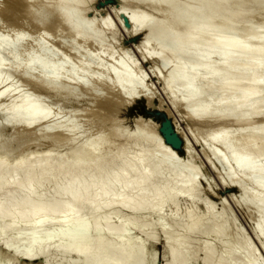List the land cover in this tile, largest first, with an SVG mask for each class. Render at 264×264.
<instances>
[{
    "label": "bare ground",
    "instance_id": "obj_1",
    "mask_svg": "<svg viewBox=\"0 0 264 264\" xmlns=\"http://www.w3.org/2000/svg\"><path fill=\"white\" fill-rule=\"evenodd\" d=\"M83 1L0 0V22L7 16L15 24L6 34L0 33V85L7 81L4 72L10 70L35 88L56 97L63 88L65 97L71 100L81 98L82 93L90 89L95 90L100 100L120 98V105L137 96L141 82H134L133 69L125 60L116 61L117 56L112 53L110 64L105 65L98 53L95 55L89 50L91 41L104 44L103 37L111 34V30L82 17L86 11ZM234 1L126 0L134 10L130 23L149 33L143 57H156L160 68H166L167 92L179 91L183 102H187L203 96L220 81L215 97L199 102L193 109L194 116L230 106L234 111L247 109L255 113L264 103L263 99L252 101L263 88L260 74H264V21L260 16L264 20V11L257 12L250 22L241 26L226 18L215 19L218 9ZM261 4L264 7V0ZM169 8H173L174 13ZM200 8H205L206 16L201 15L199 22L185 21ZM256 16L261 24L257 23ZM254 19L259 26L253 24ZM65 30L72 35L60 37ZM148 43L155 48L150 49ZM242 56L246 57L245 62L238 64ZM249 72L254 76L245 87L223 81L226 76ZM16 91L5 87L0 91V99ZM23 94V99L13 106L0 105V116L4 117L0 126L15 128L10 140L0 148V152L8 151L0 155L2 247L27 261L55 251V255L62 257L58 264H145L146 242H137L128 234L131 229L144 231L146 223L142 222L146 218H140L150 216L157 219V225L166 235L165 252L170 261H165L166 264H196L200 251L201 264H263L248 241L239 244L228 236L226 222H217L211 203L207 204V212L194 213L198 180L186 175L184 169L175 172L174 187H166V191L161 192L151 184L152 175L158 173L159 168H152V173L129 177L130 172L142 168L146 156H137L111 176L103 168L75 172L65 171L63 165L54 168L51 151L27 153L10 163L12 150H9L13 142L25 149L51 143L69 145L77 138L79 129L76 115L60 118L54 108L42 107L43 98ZM183 102L175 100L176 104ZM91 106L94 103H89L88 107ZM87 117L91 119L93 112ZM31 122L37 125L30 127ZM102 128L108 126L102 124ZM63 135L67 137L63 139ZM117 136H124L120 124L90 137L75 158L87 161L98 157ZM208 138L213 147L223 145L232 149L226 157L219 156L215 149L206 150V155L211 161L216 156L232 167L228 183L242 189L241 195L248 201L251 213L258 215L261 221L254 233L258 237L264 235V126L252 131L216 132ZM169 156L165 157L166 161L175 162L174 157ZM49 195L51 199L46 200ZM181 202L188 205L185 211L182 208L183 215L179 212ZM84 204L91 206V214L81 212ZM168 207L169 212L165 211ZM101 212L105 215H100ZM119 213L123 217L114 223L113 215L119 216ZM206 220L213 223L209 228L205 227ZM165 221L171 222L172 230ZM14 231L17 235L28 233V236L23 235L27 236L24 246L19 245L21 237L9 236ZM201 234L217 242L212 244L205 238L199 248L195 241ZM148 239H157L154 232L148 234ZM17 246L21 249L17 250Z\"/></svg>",
    "mask_w": 264,
    "mask_h": 264
},
{
    "label": "rangeland",
    "instance_id": "obj_2",
    "mask_svg": "<svg viewBox=\"0 0 264 264\" xmlns=\"http://www.w3.org/2000/svg\"><path fill=\"white\" fill-rule=\"evenodd\" d=\"M83 2V7L84 9L86 8V11L83 12L84 16L82 17H85L88 21L101 23L111 30V34H107L106 37H103L104 44L91 41L92 44L89 46V50L95 55L98 53L105 65L110 64V55H112V53H115L117 56L116 61L119 59L125 60V63L133 69L134 82H141L137 96L131 102L122 103L120 105L118 102L120 98L111 99L110 97L111 100L109 98H101L100 100L95 90L90 89L82 93L81 98L71 100L65 97L66 90L63 88L62 92L59 93L60 96H57V98L50 92H42V90L35 88L33 84L30 85V82H27L24 77L22 78L12 73L10 70L4 72L3 75L7 78V81L0 85V91L5 89V87H13V89H17L18 91L0 99V105L13 106L23 99L25 96L23 93L32 94L29 96L30 98L35 96L43 98V102L41 103L42 107L44 109L50 107L54 108L60 118H69L72 117V115H76L79 125L76 134L77 138L69 145L59 146L51 143L41 146L34 145L29 148L26 147L27 149H25L23 146V148L20 147V143L13 142L9 150V152L12 150V152H10L11 157L9 156V162L14 163L25 156V154L27 155V153L31 154L35 152L34 154H37L51 151L53 154L51 163L54 168L63 165L65 171L74 172L77 171V169L103 168L106 174L111 176L122 170L127 162L136 159L137 156H146L149 160L143 158L142 168L130 172L129 177L142 175L146 172L152 173V168H159L160 171L158 173H153L151 184L158 187L161 192H165L166 187H174L175 172L184 169L183 171L186 175L194 176L196 180H198V203H194L193 205L192 210L194 213L203 214L205 211L207 212V204L211 203L210 206L212 205L214 208L213 213H216L215 215L218 218L217 222L223 224L226 222L228 236L232 237L236 242L238 241L239 244L243 241H248L257 253L260 261L264 264V235L258 237L256 233H254L261 222L260 218L258 215L254 216L251 213L248 201L244 200L241 195L242 189L228 183L229 176L233 172L232 167L223 164L216 156H214L211 161L206 155V150L211 149H215L219 156L225 157L229 156L232 151V149L230 150L229 147L223 145H218L216 147L211 146L208 138L210 134L216 132H242V130L252 131L260 126H264V103L255 113L247 109L234 111L230 106L225 109H217L211 114L206 113L204 115L194 116L193 109L199 102L206 101L210 97L211 99L215 97V88L220 81L215 82L213 89L203 96L183 102L179 91L169 93L165 90L167 71L166 68H160L159 59L153 56H150V59H145L143 57L142 52L147 45L149 33L143 28L134 27L130 23L131 18L134 16L132 5L127 3L126 0H84ZM204 9L200 8L196 10L195 13L187 16L185 21L190 20L199 22L201 15L206 16ZM168 10L174 13L173 8H169ZM259 11H264L261 0H250L247 2L244 0H235L232 4L218 9V11L215 12V19L226 18L227 21L233 20L234 23L241 26V24L250 22ZM260 18L263 22V17L260 16ZM2 19L4 20H1L2 23L0 22V29H3L0 30V33L4 35L7 33L6 31L8 28L11 30L13 25L15 27V24H13V19L7 16ZM257 19L256 16V20ZM254 21L255 19L253 22ZM259 21L260 19L257 20V23L261 24V21ZM255 23L256 22L253 23L255 26H259ZM59 35L60 37L65 36L68 38L72 34L65 30V32ZM148 45L150 49L155 48L154 44L148 43ZM3 55L6 56V54ZM4 59L7 58L4 57ZM245 59L246 57L242 56L238 64L244 63ZM6 62L8 64L10 63L8 61ZM253 76L254 73L251 72L246 74H232L226 76L223 81H233L236 83V87H245L250 84ZM260 77L263 88L257 93L255 99L252 100L253 102L258 99H263L264 101V74H260ZM175 100L183 103L176 104ZM89 103H94V106L88 107ZM92 112L93 117L89 119L87 116H90ZM2 116L3 115L0 116V123L3 124L2 121L4 117ZM168 116H170L173 122V128L176 129L175 132L182 136V138L179 137L183 142V146L177 151L164 141V135L160 131ZM102 124L108 126V128L103 129ZM118 124L123 127L124 136L121 138L120 134V136L113 137L111 140V142H113L101 155L87 161H80L75 158V154L81 153V148L89 142L90 137L96 136L104 130H113ZM36 125V123H29L30 127ZM2 126H0V148L10 140L12 132L15 131L14 127ZM150 133L152 135L151 137H149ZM66 137L67 136L63 135V139ZM157 146L160 147V150L156 149ZM22 149H24V151ZM3 152L6 153L8 151L5 152L3 150L0 152V155L1 153L4 155ZM169 155L174 157L175 162L169 163L166 161L167 159L165 157H170ZM242 198L243 200H241ZM50 199L51 196L49 195L46 200ZM181 204V207H179L181 211L179 212L180 215H183L185 214V206L187 207L188 205L185 202H181ZM190 206L192 207L191 204ZM182 208H185L184 211ZM165 211L169 212L170 207L166 208ZM81 212L85 215L91 214V206L89 204H84L81 207ZM100 215L105 214L101 212ZM113 217L112 221L116 223L119 220L121 221L123 216L122 213H119V216L113 215ZM145 218L146 220H143ZM155 219V217L151 218L150 216L140 218V220L145 221L142 223H146L145 230L139 231V229H131L128 237L137 242H146L144 255L145 264H166L165 261L167 263L170 262L167 259L168 256L164 243L166 235H164L160 226L157 225L159 222ZM185 220L186 219H184V222ZM170 223L169 221H165V224H168L167 227L172 230V225L169 226ZM211 224L213 223L206 220L205 227L209 228ZM25 226L27 228L29 225ZM14 232H10L9 236L13 237V235H15V237H21V243L19 242V245L21 244V247L24 246L28 233L23 232L17 235L18 232ZM153 232L157 239H148V234ZM23 235L27 236L24 237ZM201 235L202 236L198 238L199 240L195 241L196 246H200L199 248H201L205 238L207 239V235ZM201 237L202 241L200 240ZM210 238L207 239V242L212 244L217 242L214 238ZM20 246H17L16 249L20 250ZM218 246H220L219 243ZM218 246L217 248L219 249ZM198 257L199 259L196 264H201V251L198 253ZM61 259L62 257L55 255V251H53L51 254L44 257H36L32 261H27L21 257L15 256L11 250L5 249L0 245V264H58ZM70 259L71 258H68V260ZM76 264H80V262Z\"/></svg>",
    "mask_w": 264,
    "mask_h": 264
},
{
    "label": "water",
    "instance_id": "obj_3",
    "mask_svg": "<svg viewBox=\"0 0 264 264\" xmlns=\"http://www.w3.org/2000/svg\"><path fill=\"white\" fill-rule=\"evenodd\" d=\"M160 131L164 135L165 141L172 146V148L176 151L182 148L183 142L178 133L175 132L176 129L173 128V122L171 121L170 116H168L167 120L163 123Z\"/></svg>",
    "mask_w": 264,
    "mask_h": 264
}]
</instances>
